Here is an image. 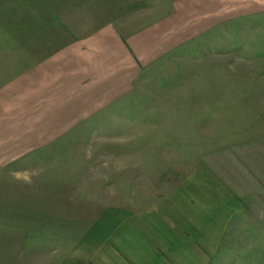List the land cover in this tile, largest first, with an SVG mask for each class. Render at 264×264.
Listing matches in <instances>:
<instances>
[{
	"label": "rangeland",
	"instance_id": "374dc122",
	"mask_svg": "<svg viewBox=\"0 0 264 264\" xmlns=\"http://www.w3.org/2000/svg\"><path fill=\"white\" fill-rule=\"evenodd\" d=\"M244 5L0 0V88L51 52L34 57L41 37L50 49L107 24L125 35L166 24L164 51L144 63L128 94L48 147L0 165V264H45L51 253L32 248L46 237L77 240L107 208L157 203L208 156L250 193L214 264H264V8Z\"/></svg>",
	"mask_w": 264,
	"mask_h": 264
},
{
	"label": "crops",
	"instance_id": "0c3cea01",
	"mask_svg": "<svg viewBox=\"0 0 264 264\" xmlns=\"http://www.w3.org/2000/svg\"><path fill=\"white\" fill-rule=\"evenodd\" d=\"M238 1L256 13L264 8V0ZM159 25L125 35L107 24L50 49L41 37L34 57L51 52L0 88V165L48 147L128 94L163 50L166 24ZM216 159L194 163L157 203L107 208L77 240L56 245L46 237L32 251L51 253L45 264H214L233 219L250 205V193L232 186Z\"/></svg>",
	"mask_w": 264,
	"mask_h": 264
}]
</instances>
